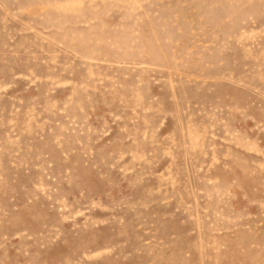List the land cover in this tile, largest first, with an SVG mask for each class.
Segmentation results:
<instances>
[{
    "label": "rangeland",
    "instance_id": "374dc122",
    "mask_svg": "<svg viewBox=\"0 0 264 264\" xmlns=\"http://www.w3.org/2000/svg\"><path fill=\"white\" fill-rule=\"evenodd\" d=\"M0 264H264V0H0Z\"/></svg>",
    "mask_w": 264,
    "mask_h": 264
}]
</instances>
